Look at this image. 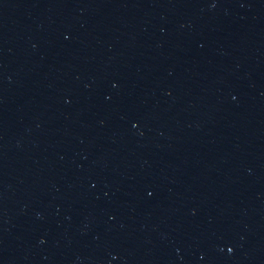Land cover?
I'll use <instances>...</instances> for the list:
<instances>
[{
    "label": "water",
    "instance_id": "water-1",
    "mask_svg": "<svg viewBox=\"0 0 264 264\" xmlns=\"http://www.w3.org/2000/svg\"><path fill=\"white\" fill-rule=\"evenodd\" d=\"M0 264H264V0H0Z\"/></svg>",
    "mask_w": 264,
    "mask_h": 264
}]
</instances>
